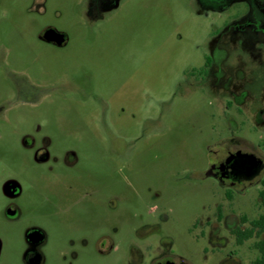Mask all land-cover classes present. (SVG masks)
<instances>
[{
    "label": "rangeland",
    "instance_id": "374dc122",
    "mask_svg": "<svg viewBox=\"0 0 264 264\" xmlns=\"http://www.w3.org/2000/svg\"><path fill=\"white\" fill-rule=\"evenodd\" d=\"M47 7L46 23L68 35L66 47L38 40L44 18L35 16L27 31L25 16L17 32L4 11L10 7L0 11V43L8 45L0 50L19 51L18 66L49 83L34 105L12 104L0 124V182L13 177L23 185L17 220L2 214L0 193V264H21L25 226L46 228L55 243L75 234L84 214H74L71 202L83 173L109 189L99 191L92 215L98 234L112 225L131 230L111 233L120 251L99 264H118L128 242L142 245L133 230L145 222L159 226L147 240L168 242L192 264H219L232 249L238 264H251L252 238L212 250L201 233L222 192L209 175L220 142L238 140L264 161V1L48 0ZM75 73L89 74L82 91L52 85ZM6 87L1 75L0 90ZM32 123L77 153L78 166L65 174L73 189L21 150L18 134ZM258 189L238 195V213L254 215ZM46 252L48 264H64L55 248Z\"/></svg>",
    "mask_w": 264,
    "mask_h": 264
},
{
    "label": "flooded vegetation",
    "instance_id": "af4514ba",
    "mask_svg": "<svg viewBox=\"0 0 264 264\" xmlns=\"http://www.w3.org/2000/svg\"><path fill=\"white\" fill-rule=\"evenodd\" d=\"M48 0H17V3H0L1 6L10 7L4 10L11 13L12 29L16 28L18 22L27 17V31L34 25L35 16L42 19L43 24L37 32V38L44 44L57 48L66 47L69 43L68 35L46 23L48 15ZM96 1V0H94ZM264 1V0H263ZM14 31V30H13ZM28 33V32H27ZM28 35V34H27ZM0 46L7 44L0 43ZM20 52L11 49L10 51L0 50V76L7 80V87L0 90V124L6 119L11 111L12 104L34 105L39 101L38 94L47 90L49 83H44L34 78L31 73L18 66ZM210 63L206 60L201 72L208 73ZM193 75V73H190ZM87 73H75L69 76L68 82L61 80L54 82L56 88L69 87L75 91H82L87 83ZM18 142L21 150L35 165L41 166L46 173L59 171L65 181L67 190L73 189L65 174L73 172L78 166L79 157L70 148L58 147L50 134L42 129L38 123H32L26 130L18 134ZM221 147L215 150L209 164V175L218 183L222 192L219 200L210 217L204 220V230L201 237L206 238L212 246V250L219 249L228 244L240 246L245 240L252 238V250L254 258L251 264H264V161L256 152L248 147H242L238 140L230 139L220 142ZM1 151V150H0ZM68 175V174H67ZM76 187V195L71 204H75L78 210L74 214H84L75 228V234L64 232L61 234L62 243H55L51 240L47 229L30 224L25 226L21 232V248L19 256L21 264H48L46 249L53 247L64 264H99L98 258L107 260L114 258L120 251V244H116L113 234L117 230L124 234H130V228L112 225L110 233L98 234V225L94 222L93 214L99 191H108V187H98L93 173L86 176ZM81 175V176H83ZM259 184L261 189L256 192L257 203L254 215L249 217L236 211V199L239 194L252 185ZM109 186V185H107ZM114 192V191H113ZM0 193L4 196L5 202L2 214L9 220H17L20 215L18 199L23 193L22 183L13 177L6 178L0 182ZM115 193L111 194L107 202L114 208ZM108 195V194H107ZM91 214V215H89ZM241 214V215H238ZM195 227V226H194ZM145 228L147 232L139 233ZM193 228V227H192ZM157 223L145 222L141 228L133 230L137 233L142 245L135 243L126 245L123 259H116L118 264H192L184 257L175 254L171 245L163 240H147V236L158 232ZM192 230H190L191 232ZM251 232V236L241 240L243 233ZM128 237V236H127ZM3 242L0 239V257L2 255ZM234 249L228 251L220 260L219 264H238L235 258Z\"/></svg>",
    "mask_w": 264,
    "mask_h": 264
},
{
    "label": "trees",
    "instance_id": "16d2710c",
    "mask_svg": "<svg viewBox=\"0 0 264 264\" xmlns=\"http://www.w3.org/2000/svg\"><path fill=\"white\" fill-rule=\"evenodd\" d=\"M251 236V232H247V233H243L241 236H240V238H241V240H244V239H246V238H249Z\"/></svg>",
    "mask_w": 264,
    "mask_h": 264
}]
</instances>
